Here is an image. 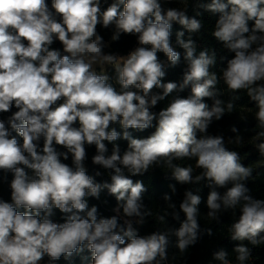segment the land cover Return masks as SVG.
<instances>
[{"label":"clouds","instance_id":"1","mask_svg":"<svg viewBox=\"0 0 264 264\" xmlns=\"http://www.w3.org/2000/svg\"><path fill=\"white\" fill-rule=\"evenodd\" d=\"M177 2L0 0V185L10 189V202L0 198V264H42L45 257L48 264L61 258L71 262L75 256L87 259L85 252L91 264H168L173 236L178 252L187 253L202 238V188L186 189L177 211L172 202L177 188L170 184L172 195L163 199L172 211L165 209L157 219L179 221L180 212L185 219L179 228L139 234L153 214L143 202L148 187L132 177L158 166L170 170L180 185L203 183L212 221L219 223L222 212L239 211L228 229L230 240L238 242L232 249L235 264H250L248 244H264V198H255L247 186L255 179L254 168L228 147L242 146L244 137L236 126L227 141L223 134L209 133L213 122L232 114L235 101L246 95L252 106L240 119L255 120L252 146L264 158V0H192L193 16L188 6H163ZM204 13L218 16L211 35L234 53L219 57L226 60L222 74L211 70L217 65L215 49L197 54L193 35L201 32L198 17ZM174 24L182 26L176 44L187 64L179 83L164 82L167 65L158 56L163 53L171 66L180 62L172 46ZM98 25L113 29L112 41L125 34L138 46L127 55L106 53L109 45ZM56 41L62 51L52 47ZM221 80L233 94L227 101L221 99ZM189 86L187 98L176 96L166 108L152 111ZM150 128L155 130L146 138L130 131ZM119 140L127 142L123 152ZM105 141L113 144L110 155ZM86 145L95 146L92 163L110 170V183H98L87 173ZM69 154L71 165L64 162ZM185 159L195 165L177 163ZM104 189L116 200L111 217L89 206L88 198L99 199ZM56 210L63 222L53 220ZM204 234L211 237L213 231ZM213 259L233 264L224 248Z\"/></svg>","mask_w":264,"mask_h":264},{"label":"trees","instance_id":"2","mask_svg":"<svg viewBox=\"0 0 264 264\" xmlns=\"http://www.w3.org/2000/svg\"><path fill=\"white\" fill-rule=\"evenodd\" d=\"M111 2V0H109ZM204 2H210V0H204ZM49 4H51V0H49ZM107 5H104L106 7ZM164 7H185L188 6V15L193 16L195 12L193 10V2L192 0H178L177 3L173 4H165ZM202 19L203 28L199 34H194L193 38L197 40V54L200 50L204 48L215 49L218 53L217 65L211 69L212 71L217 72L218 74H222L221 70L226 67V60L221 61L219 57L224 56L227 58H231L234 53L228 52L223 48V45L215 40V38L211 35L214 27L215 21L218 16L212 15L211 13H204L202 17H198ZM98 32L104 37L105 41L108 43V47L104 49L106 53H115V54H128L131 50L138 46L137 40L134 36H129L122 34L117 41H112L111 36L113 29H103L98 25ZM182 30V26L179 24L173 25V35H172V46L174 49L181 54L180 62L176 66H171L167 61V57L163 53H158L160 59L165 62L167 65L165 71L166 75L164 77V82H182L183 73L187 68V64L184 61L183 55L184 50L176 44V32ZM188 38V33L185 32L184 39ZM52 47L61 49L62 45L59 41H56ZM150 47V46H146ZM109 75L114 76V72L111 66H108ZM119 86L117 85V88ZM224 91V95L221 99L227 101L231 98L233 94L229 93L226 89V86L223 85V81L221 80V84L218 85ZM162 91V90H155ZM190 95V86L186 88L183 92L180 93H172L168 98L164 101L158 103V105L152 109L154 112H158L161 109L166 108L169 103L176 97L181 96L183 98H187ZM244 95V93H241ZM206 102L211 105L212 100L206 98ZM237 107L235 111L225 117L220 121H214L213 124L209 128L210 134H223L226 141L228 137H234L236 133H232L230 131L232 126H236L239 130V134L244 137V144L240 147H237L234 144L228 145L229 148L233 150H237L241 155V163L245 166L251 165L254 168L253 175L255 177L254 180H250L247 183V186L251 189L252 195L255 198H264V158L260 157L258 151L252 146L251 137L255 135V120L249 115V119L247 121H242L240 116L243 115L245 111H248V107H251V102L247 99L246 95L243 96L242 99L235 101ZM15 111V109H13ZM255 109H253V112ZM8 115V114H3ZM112 127H115L118 131H120L119 124H114ZM255 129V130H254ZM154 128H150L143 132H139L136 130L133 131V135L136 138H146L152 132H154ZM108 147L107 155L111 154V150L113 147L112 143L105 141ZM115 143H118L121 148V152H123L127 147V142L123 140H119ZM58 151H66V149L60 148L57 146ZM87 159L85 160V168L87 173L90 176H93L96 182L103 183L105 181L111 182V178L109 175L110 170L104 169L102 166L95 165L92 163V157L96 154V149L94 145L88 146L86 145ZM71 165V154H69V159L64 161ZM182 165H187L189 163L195 165L194 161H189L187 159L183 161H177ZM99 171L101 175L96 176L95 173ZM200 170H196L195 174H198ZM127 175V172L125 173ZM165 174H167V178H165ZM11 179V175H9V180ZM132 179L143 180L145 185L148 187V192L144 195V204L147 209L152 211V216L148 217L145 224L139 226V234L147 235L152 231H166L168 227L179 228L180 222L185 219V216L182 212H180V220L176 221L171 218V216L167 217L168 223H161L158 219V215L164 214L165 209H167V203L164 201L163 196L165 193L171 194V189L169 188L170 184H175L177 188L176 194L172 195V202L176 204V210L179 211V203L184 198V192L186 189H191L194 192L197 188H202L200 195L202 196L203 202L199 206L200 208V216L199 222L201 226L202 238L198 241L195 246H190L189 250L185 254H180L178 250L175 248V240L176 238L173 236L171 239L173 241V245L169 248V261L168 264H220L219 261L213 259V254L219 251L221 248H224L229 252V259L235 264V253L232 251L234 244L238 242H234L230 240L229 228L231 224L238 219L239 211L237 210L236 214L233 215L229 210L227 212H222L220 215V222L212 221L207 216V208H206V198L208 194V189L204 187L203 183L201 185H180L174 179L171 178L170 170L163 168L162 166L156 167L154 170H150V173L145 174L142 177H132ZM0 198L7 200L10 202V189L7 184L0 185ZM89 206H97L99 215L102 217H111L112 215H116L113 209L116 206L115 197L110 195L107 189H104L100 193V198H88ZM23 211V209H21ZM168 212H171V209H167ZM122 215V213H121ZM62 214L59 210H56V215L53 217V220L56 222H63ZM122 222V221H121ZM136 227V225H134ZM207 228H211L213 231V235L211 237L204 234V230ZM264 235V234H262ZM248 244L247 241L244 242ZM250 248H252V257L250 258V264H264V244L252 246L248 244ZM83 256L87 257V259H82L81 256H75L71 262L65 261L61 258L60 261L54 262V264H91V254L85 252ZM43 264H48V258L45 257ZM248 264V262H246Z\"/></svg>","mask_w":264,"mask_h":264},{"label":"rangeland","instance_id":"3","mask_svg":"<svg viewBox=\"0 0 264 264\" xmlns=\"http://www.w3.org/2000/svg\"><path fill=\"white\" fill-rule=\"evenodd\" d=\"M132 51V50H131ZM117 55H123V54H117ZM124 55H127V54H124ZM42 264H43V262H42Z\"/></svg>","mask_w":264,"mask_h":264}]
</instances>
